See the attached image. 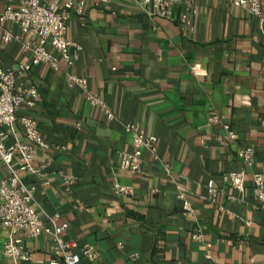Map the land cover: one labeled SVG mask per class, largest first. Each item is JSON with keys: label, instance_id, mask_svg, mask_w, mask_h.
Here are the masks:
<instances>
[{"label": "crops", "instance_id": "crops-1", "mask_svg": "<svg viewBox=\"0 0 264 264\" xmlns=\"http://www.w3.org/2000/svg\"><path fill=\"white\" fill-rule=\"evenodd\" d=\"M21 1L0 0V11ZM195 6L189 30L179 23L182 3L162 17L139 0H85L83 13L65 21L72 63L46 45L57 70L33 63L24 44L34 37L1 22L14 38L5 42L0 33V67L16 72L29 64L16 84L39 95L17 117H32L49 145L36 152L34 166L45 165L43 171L21 180L35 188L47 227L58 215V224H68L64 239L96 249L94 261L79 264H264V203L251 182L253 173L264 179L260 19L229 0ZM70 75L85 78L103 107L91 104ZM130 124L157 139L155 153L143 151L137 175L120 169V153L132 151L124 128ZM224 124L235 141L225 138ZM4 130L10 141H24L18 122ZM244 147L254 151L249 167L238 157ZM240 169L243 192L223 179ZM5 176L0 165V182ZM115 185L133 195L118 194ZM197 233L200 241L192 238ZM20 236L32 259L18 264H48L50 239ZM5 238L0 223V264H15L2 255Z\"/></svg>", "mask_w": 264, "mask_h": 264}, {"label": "built area", "instance_id": "built-area-1", "mask_svg": "<svg viewBox=\"0 0 264 264\" xmlns=\"http://www.w3.org/2000/svg\"><path fill=\"white\" fill-rule=\"evenodd\" d=\"M229 1L234 6L247 8L260 19L264 45L262 1ZM176 3L183 5L179 20L181 28L190 30L191 16L196 13V0H139V4L149 7L152 14L162 17H170L171 6ZM84 6L85 0H64L63 3L61 0H22L16 7L7 4L0 11L1 38L5 42L14 38L1 22L15 23L23 33L34 37L24 44L31 52L33 63H46L55 70L59 68L57 59L46 47L50 44L62 55L66 64L70 65L72 58L68 49L73 43L66 38L65 21L72 14H82ZM74 45L77 50L80 49L79 45ZM28 68L27 63L20 65L16 72L0 67V165L6 169V176L0 182V223L6 235L2 255L15 264L29 262L32 253L25 247L20 234L31 238L44 235L51 241L52 256L48 264H79L82 259L92 262L97 257L96 249L89 244L79 245L76 241L64 239L68 224L65 222L58 224V215L50 219L53 226L47 227L34 201L35 188L24 185L21 180L24 173L39 175L43 171L45 165L34 166L36 152L45 151L49 147L42 139L37 123L32 117L28 115L17 117L20 109H31L39 96L36 88L16 84V73ZM68 80L84 91L91 104L103 107L102 101L87 91L85 78L70 75ZM107 117L112 118V115L108 113ZM210 121L217 122L218 117H211ZM17 122L23 129L24 141L18 138L10 141L8 133L4 130V128L12 130ZM124 128L131 135L132 151L120 153V169L137 175L141 171L143 151L155 153L157 139L153 135L141 132L137 125H125ZM223 130L226 139L230 141L237 139V135L228 124L223 125ZM253 154L251 147H244L238 151V157L247 167L252 165ZM223 179L237 191H244L246 182L244 169L228 172ZM251 182L255 199L264 203L263 176L260 173H253ZM71 183L72 181H69L67 184ZM114 188L122 196L133 195L129 187L115 185ZM183 210L190 212L187 202H184ZM192 238L200 241L201 235L197 233ZM206 248V257L210 258L211 246L207 244Z\"/></svg>", "mask_w": 264, "mask_h": 264}]
</instances>
